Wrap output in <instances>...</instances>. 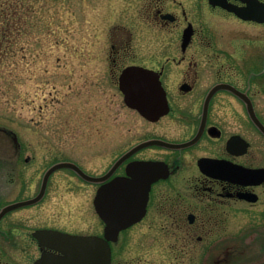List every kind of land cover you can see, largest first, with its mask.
<instances>
[{"label":"flooded vegetation","instance_id":"1","mask_svg":"<svg viewBox=\"0 0 264 264\" xmlns=\"http://www.w3.org/2000/svg\"><path fill=\"white\" fill-rule=\"evenodd\" d=\"M85 1L89 11L99 9L114 20L108 57L119 97L120 148L99 173L64 159L95 177H104L116 163L101 182L67 170L95 185V193L114 178L132 179L128 171L136 164L151 163L148 173H161L150 184L144 215L110 242L111 264H124L129 252L123 235L140 239L156 229L166 239L153 237L152 247L136 248L149 257L131 264H264V22L237 13H258L264 0H221L226 6L210 0ZM113 13L118 18L112 19ZM222 17L233 23L227 41L218 39L219 32L225 34ZM132 66L140 69L125 73ZM10 138L16 151L1 153L0 213L42 194L37 202L1 216L0 237L17 242L13 215L44 202L60 170L49 175L44 187V169L35 193L24 196L22 182L32 179L21 178L20 164L30 158L23 157L19 138ZM147 171L136 174L144 179ZM103 224L101 233L87 235L104 236ZM39 230L68 232L35 228L31 236L39 255L29 264L44 253H58L52 240L39 241ZM156 254L174 255L180 262L155 263ZM185 256L190 263H184Z\"/></svg>","mask_w":264,"mask_h":264},{"label":"rangeland","instance_id":"2","mask_svg":"<svg viewBox=\"0 0 264 264\" xmlns=\"http://www.w3.org/2000/svg\"><path fill=\"white\" fill-rule=\"evenodd\" d=\"M85 2L0 0V157L15 153L10 137L16 135L23 157L30 158L20 164L21 178L32 179L22 182L27 186L24 196L35 193L41 172L53 162L70 159L99 173L120 148L116 142L119 97L108 57L114 20L99 9L89 11ZM113 14L112 19L118 18ZM222 18L226 28H218L224 27L225 34L219 32L218 39L227 41L233 23ZM95 189L67 169L56 172L47 199L13 215L17 242L0 237V264H29L38 256L31 236L38 227L101 233L104 224L94 208ZM163 232L156 229L140 239L123 235L130 248L124 264L149 257L135 249L152 247L153 237L165 240ZM119 246L121 242L116 250ZM186 260L190 263L188 256ZM171 262L180 260L155 255V263Z\"/></svg>","mask_w":264,"mask_h":264},{"label":"water","instance_id":"3","mask_svg":"<svg viewBox=\"0 0 264 264\" xmlns=\"http://www.w3.org/2000/svg\"><path fill=\"white\" fill-rule=\"evenodd\" d=\"M211 2L213 4H222L226 6L224 2L221 3L218 0H211ZM228 8L230 10H237L230 7ZM237 13L245 19L264 22V7H262L261 11L258 13L249 11L242 12L241 10H237ZM137 70L138 69L135 67H129L125 70V73L135 72ZM154 87L158 88L156 85ZM143 114L147 113L143 111ZM116 165L117 164H115L104 177H93L83 172V170L73 162L61 161L52 165L46 172L44 187L49 175L59 168H72L84 178L98 182L110 176L115 170ZM150 165L152 164L147 163L143 166L136 164L128 171L133 177L132 179L122 180L116 178L99 188L94 204L97 212L106 223L104 237L73 235L60 231L48 232L47 230L44 232H37L35 235L40 240L48 238V236L53 237L56 241L54 247L59 250L60 253L44 254L34 264H110L111 249L109 241H116L121 230L136 223L144 215L150 184L161 176L160 172H156L155 175L149 174L146 169H148ZM143 171H147L148 173L146 178H138V174L136 173ZM234 177L237 178L238 175ZM41 196L42 194L38 195L33 200L19 202L4 208L0 213V218L8 210L36 202Z\"/></svg>","mask_w":264,"mask_h":264}]
</instances>
